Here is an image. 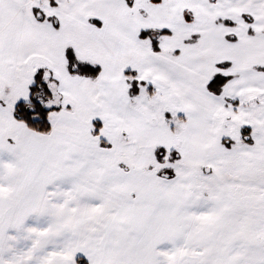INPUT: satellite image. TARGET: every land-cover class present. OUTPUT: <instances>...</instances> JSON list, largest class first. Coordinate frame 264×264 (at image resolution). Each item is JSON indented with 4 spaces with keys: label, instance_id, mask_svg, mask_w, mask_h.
<instances>
[{
    "label": "snow or ice",
    "instance_id": "6c2138e0",
    "mask_svg": "<svg viewBox=\"0 0 264 264\" xmlns=\"http://www.w3.org/2000/svg\"><path fill=\"white\" fill-rule=\"evenodd\" d=\"M0 264H264V0H0Z\"/></svg>",
    "mask_w": 264,
    "mask_h": 264
}]
</instances>
